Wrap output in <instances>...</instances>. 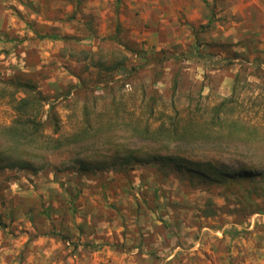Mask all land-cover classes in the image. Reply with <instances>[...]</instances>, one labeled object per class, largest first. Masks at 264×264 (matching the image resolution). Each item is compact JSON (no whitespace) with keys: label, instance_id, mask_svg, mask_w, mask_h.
<instances>
[{"label":"rangeland","instance_id":"rangeland-1","mask_svg":"<svg viewBox=\"0 0 264 264\" xmlns=\"http://www.w3.org/2000/svg\"><path fill=\"white\" fill-rule=\"evenodd\" d=\"M243 57L264 60V0H0V125L14 115L3 80L59 92L69 130L83 98L93 106L102 94L92 66L123 58L144 67L112 86L126 111L154 95L153 124L170 116L198 128L239 73L229 117L264 128V66L241 71ZM78 78L95 92L63 99ZM111 99L104 92L98 108ZM214 133L186 156L208 152L262 177L212 185L146 165L81 173L67 154L34 175L0 170V264H264V129Z\"/></svg>","mask_w":264,"mask_h":264},{"label":"trees","instance_id":"trees-1","mask_svg":"<svg viewBox=\"0 0 264 264\" xmlns=\"http://www.w3.org/2000/svg\"><path fill=\"white\" fill-rule=\"evenodd\" d=\"M122 59H110L108 64L98 61L92 66L99 71V78L92 87L102 94L93 97V106H88L87 97L83 98L79 114L69 130L63 129L59 114V92L49 96L29 82L16 78L3 80L2 85L6 87L3 90H10L6 95L11 99L9 103L14 115L8 124L0 125V170L26 171L34 175L49 167L51 157L67 154L69 167L81 173L111 169L125 172L137 165H146L174 171L189 182L196 179L212 185H230L235 181H253L255 177H262V171H253L242 165L239 168L225 166L220 163V158L208 152L194 158L184 152L185 148L208 139L213 132L228 138L234 135L256 136L259 130L264 129L238 124V120L229 117L238 99L239 73L233 78L230 95L210 109L207 123L194 128L191 122L178 124L177 119L169 116L167 122L161 121L156 125L153 124L157 100L154 95L141 100L142 103L146 101L145 105L142 112L136 114L134 109L126 111L121 108L111 92L112 86L121 79L130 78L144 68H127L126 61ZM263 62L261 59L249 62L245 57L240 58V70L246 71L255 63L254 69L263 72ZM95 90L91 91V87L78 78L77 83L66 89L63 99L70 96L77 99ZM104 92L112 95L111 102L107 108H98L97 103L103 101ZM72 112L74 115V110ZM213 144L214 148H219V144Z\"/></svg>","mask_w":264,"mask_h":264}]
</instances>
